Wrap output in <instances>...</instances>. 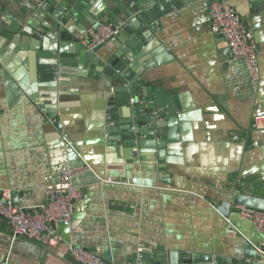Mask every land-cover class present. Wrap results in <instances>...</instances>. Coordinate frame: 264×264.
Masks as SVG:
<instances>
[{"label": "crops", "instance_id": "1", "mask_svg": "<svg viewBox=\"0 0 264 264\" xmlns=\"http://www.w3.org/2000/svg\"><path fill=\"white\" fill-rule=\"evenodd\" d=\"M90 1L93 11L103 0ZM224 1L254 35L258 83L227 41L211 31L210 0L154 2L157 19L148 31L155 38L145 46L138 39L135 57L128 45L134 34L119 33L120 47L109 43L122 53L119 60L130 78L164 97L176 94L183 118L175 131L164 128L167 139L177 134L164 149L153 135L142 136L141 148L128 152L119 132L129 107H119L121 116L107 113L116 106L113 88L119 82L81 61L72 40L79 30L87 32L86 20L75 17L67 29L60 0L51 5L55 18L45 12L49 2L44 10H32L18 0H0V189L10 190L16 205L38 206L61 186V172L80 162L78 154L94 171L72 181L85 195L72 220L58 226L63 245L14 235L0 217V264H77L68 258L67 244L118 264H140L143 253L172 252L212 255L225 264H264V253L255 248L262 235L231 204L236 193L264 199V129L255 124L264 115V0ZM66 29L67 41H60ZM35 42L49 49L64 44L66 67L57 66L53 76L39 70L26 48ZM107 178L120 183L100 180ZM227 202L228 216L212 207Z\"/></svg>", "mask_w": 264, "mask_h": 264}, {"label": "water", "instance_id": "2", "mask_svg": "<svg viewBox=\"0 0 264 264\" xmlns=\"http://www.w3.org/2000/svg\"><path fill=\"white\" fill-rule=\"evenodd\" d=\"M20 1L25 7H29L32 10L39 8L45 9L49 2L48 11H45L50 18L54 17V7L51 6L55 4V0H46L44 7H39L37 4L33 3L31 0L27 1V4L24 3V0ZM158 0H103L97 9L92 11L90 6V0H60L62 3V23L67 26V29L72 28L70 23L75 17H82L86 20L87 25L85 24L84 29H88L97 21L112 22L115 25H120L119 32L116 35L111 36L105 42L98 44L97 46H89L87 43V35L85 31L79 30L73 36L72 40L75 43L76 51L80 56V60L83 62H90L91 67L96 69L97 72L101 74L107 80L113 79L117 80L119 84L114 87L116 106L112 105L107 110L109 116L115 114L118 111L121 116V108L119 107H129V115L121 117V125L119 138L121 142L125 144L131 151H136L141 148V145L144 142L141 141L142 136H153L157 135L162 140L157 144L161 149H164L166 146V141L172 142L177 138V134H174V138L167 139L164 135V128L169 126H174L173 130H176V125L181 124V119H183L178 113V107L176 106L175 100H177L176 94L164 97L155 92L152 88L146 87L145 83L142 81L136 82L127 73L123 72V64L119 60L122 53L120 51H114L109 49L108 45L112 42L114 45L119 46V41L116 37H119L120 34L132 33L134 34L133 41H128V45L131 46V52L129 56L135 57L139 52V45L137 44L138 39L140 40V45L143 46L147 44L151 36L154 37V33L150 31V23L154 22L157 19L158 5H154V2ZM224 1V0H223ZM148 4H151V7L147 8ZM178 6L179 3H175ZM175 6V5H174ZM109 13V17L106 20H103L102 16ZM26 14V12H25ZM17 28L10 30L12 33H15ZM66 29V36L64 35V30L60 32L59 40L67 41L68 31ZM140 29V31H136ZM120 33V34H119ZM22 34V33H21ZM10 37V35H9ZM155 38V37H154ZM121 41V40H120ZM17 44V42H16ZM28 50L31 51L29 56L33 63L34 57L37 60L39 70L43 72L50 73L48 76H53V73L57 66L59 68L66 67L64 60V44H59L58 47L46 48L45 44H39L35 42L33 45L26 46ZM125 50V49H123ZM55 52V53H54ZM99 56V57H98ZM3 61V60H2ZM123 61L127 62L126 59ZM87 66V63H85ZM95 66V67H94ZM142 87V88H139ZM162 118L165 119L166 123L160 121ZM165 124V126H163ZM120 123H115L113 128H120ZM110 130L115 133L117 132L114 129ZM108 130V131H110ZM115 136V135H114ZM117 138V139H119ZM121 143V144H122ZM152 146V144H150ZM136 147V149H135ZM232 205L236 206H246L250 209L264 212V199L259 197H254L246 195L243 193H236L232 196ZM231 204L221 203L218 207V210L228 216L231 211ZM250 244H245V248H250ZM251 250V249H249ZM245 251V255L249 259H255L254 252ZM156 257H151L150 253H143L139 263L140 264H150L151 261L153 264H225L220 258L212 257V255H198L193 256L189 253H168L166 256L157 254ZM68 258L74 261L70 255ZM77 263L76 261H74ZM79 264V263H77Z\"/></svg>", "mask_w": 264, "mask_h": 264}, {"label": "built area", "instance_id": "3", "mask_svg": "<svg viewBox=\"0 0 264 264\" xmlns=\"http://www.w3.org/2000/svg\"><path fill=\"white\" fill-rule=\"evenodd\" d=\"M31 1L39 7H44L46 2ZM208 14L211 31L227 41L232 56L244 61L252 83H258L261 79V69L256 41L240 14L223 0H210ZM119 29L120 25L112 22L97 21L87 29V43L91 47L97 46L116 35ZM255 124L258 129H264V115L258 116ZM78 157L80 162L61 172V186L49 190L45 202L41 205L30 207L16 205L12 200L11 191L0 189V217L8 222L14 235L23 234L49 247L64 244L58 226L72 220L77 201L85 195L79 187L72 184V181L86 171L94 172L81 154H78ZM100 180L120 183L111 178ZM212 207L219 211L216 205L213 204ZM238 212L242 217L253 221L264 239V212L246 206H238ZM67 248L70 257L79 264H118L108 262L96 252L82 246L67 244ZM255 248L256 251L264 253V241L260 245H255Z\"/></svg>", "mask_w": 264, "mask_h": 264}]
</instances>
